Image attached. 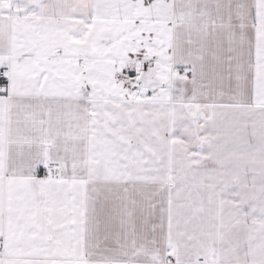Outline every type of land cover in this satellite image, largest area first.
Here are the masks:
<instances>
[{
  "label": "snow or ice",
  "instance_id": "1",
  "mask_svg": "<svg viewBox=\"0 0 264 264\" xmlns=\"http://www.w3.org/2000/svg\"><path fill=\"white\" fill-rule=\"evenodd\" d=\"M0 264H264V0H0Z\"/></svg>",
  "mask_w": 264,
  "mask_h": 264
}]
</instances>
